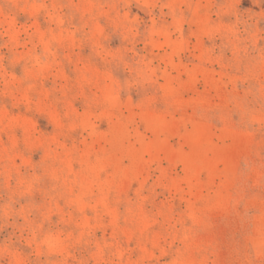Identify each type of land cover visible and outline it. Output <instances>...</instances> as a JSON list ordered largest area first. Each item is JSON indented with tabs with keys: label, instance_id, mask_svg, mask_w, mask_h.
Wrapping results in <instances>:
<instances>
[{
	"label": "rangeland",
	"instance_id": "rangeland-1",
	"mask_svg": "<svg viewBox=\"0 0 264 264\" xmlns=\"http://www.w3.org/2000/svg\"><path fill=\"white\" fill-rule=\"evenodd\" d=\"M0 264H264V0H0Z\"/></svg>",
	"mask_w": 264,
	"mask_h": 264
}]
</instances>
